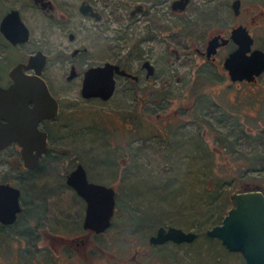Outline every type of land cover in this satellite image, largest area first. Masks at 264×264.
Masks as SVG:
<instances>
[{"label":"flooded vegetation","instance_id":"obj_1","mask_svg":"<svg viewBox=\"0 0 264 264\" xmlns=\"http://www.w3.org/2000/svg\"><path fill=\"white\" fill-rule=\"evenodd\" d=\"M8 14L11 16L5 21ZM249 39L252 42L247 56L257 49L264 52V0H0V87L15 86L19 94L23 90L32 92V97L23 98L29 100L23 121L28 123L24 134L29 139L25 142L33 148V155L46 149L34 169L25 167L20 141L0 150V155L13 152V163L31 174L29 181L39 182L40 192L57 198L68 195L82 204L77 228L57 217L55 226L48 229L51 232H45V237L69 243L59 253L61 257L68 258L67 253L73 257L78 250L76 240L119 238L125 233V215L119 209L120 181L102 180L85 167L90 182L115 190L111 224L104 231H95L85 226L87 199L69 184V175L81 163L76 161L70 169L52 177L50 172H40L44 165L52 166L70 156L67 140L84 127H93L97 135L92 139L94 150L108 153L122 164L116 167L113 180L120 178L119 172H126L132 158L140 155L147 159L151 154L159 155L166 164H182L188 159L192 164L211 163L214 157L208 143L212 123L220 129L234 126L220 121L223 101L229 100V96L225 98V83L227 89L235 88L240 94L234 96L239 97L240 109L242 105L264 109V72L252 80H234L226 66L236 50L248 46ZM107 64L118 67L111 72L115 85L112 94L109 98L85 97L86 73ZM207 68L215 70L214 74ZM105 75L108 78L111 74ZM45 86L49 93L41 92L48 95L41 102L35 90ZM254 92L261 97L248 103L241 101V97L248 98ZM44 110L46 117L41 116ZM263 117L256 122L264 121ZM92 122L98 126L89 125ZM104 131L106 135L100 141L98 134ZM203 149L208 152L199 157ZM183 151L187 152L185 156ZM5 179L10 180L4 178L0 183L9 182L22 191L17 220L6 225L0 222L4 230H14L23 225L27 213L23 205L26 191L21 184ZM255 189L264 191L260 187L235 191ZM233 206L231 201L216 225L223 223ZM40 225L36 223L35 227ZM153 234L148 237L151 253L164 244L193 243L152 244ZM227 250L245 260L241 252ZM92 252L96 251L86 250V264Z\"/></svg>","mask_w":264,"mask_h":264},{"label":"rangeland","instance_id":"obj_2","mask_svg":"<svg viewBox=\"0 0 264 264\" xmlns=\"http://www.w3.org/2000/svg\"><path fill=\"white\" fill-rule=\"evenodd\" d=\"M206 70L211 75L215 71L211 68ZM225 86V98L229 96V100L223 101L225 106L220 121L234 126L220 129L212 123L208 146L214 158L209 164L196 161L192 164L189 159L183 160L182 164H166L159 155L151 154L149 159L140 155L130 157L132 164L125 169L126 172H119L120 178L113 180L116 167L121 168L122 164L110 154L102 155L94 150L92 139L96 140L97 135L93 127H84L67 140L70 156L52 166L44 165L40 172H50L52 177L70 169L77 161L102 180L116 184L120 181L119 209L125 215V233L119 238L76 240L74 243L78 244V250L73 257L67 252L68 258L61 257L59 253L69 243L45 237V232H51L48 229L55 226L57 217L71 221L72 227L77 228L82 204L68 195L57 198L51 193L40 192L39 182L29 181L31 174H26L23 167L13 163V152L1 154L0 182L9 178L25 188L23 205L27 213L22 218L23 225L14 230L0 229V264H86L87 249L96 251L89 254L88 264H140L141 261L143 264H246L239 254L230 253L219 239L207 235L200 236L193 243L164 244L153 248L152 253L148 250V237L163 224L207 232L213 226L208 220L213 219L217 211L208 206L212 192L218 196L231 195V192L244 187L264 189V121L256 122L259 116L264 115V109L260 106L252 109L249 105L248 108L242 105L240 109L237 106L239 97L234 98L240 94L235 88L227 89L226 83ZM260 97L254 92L248 98L241 97V101L248 103ZM91 124L98 126L95 122ZM89 131H93L92 134ZM98 135L103 141L106 131ZM205 152L208 150L199 151V157L205 156ZM182 154L185 156L187 152ZM216 198H213L214 202ZM36 223L43 225L36 228ZM97 243L100 248L95 246ZM144 253L150 254L146 256ZM136 254L137 259L133 258Z\"/></svg>","mask_w":264,"mask_h":264},{"label":"water","instance_id":"obj_3","mask_svg":"<svg viewBox=\"0 0 264 264\" xmlns=\"http://www.w3.org/2000/svg\"><path fill=\"white\" fill-rule=\"evenodd\" d=\"M10 16L11 14H8L4 20L7 21ZM5 21H3L4 25ZM251 42L252 40L249 39L248 46L236 50L226 63L234 80L237 78L252 80L254 76L264 72L263 51L257 49L251 55H246ZM114 68L118 67L107 64L104 67L89 69L85 75L83 95L88 98L90 96L109 98L115 87L113 74L111 73ZM106 72L111 74L108 78L105 75ZM0 89V150L11 145L14 141H20L24 146L22 154L25 159V167L34 169L39 164V155L46 149L42 148L37 155H33V148L25 142L27 141L25 138L29 139L24 134L28 123L23 121L27 118L26 111L29 100H23V98L26 95L32 97V92L28 93L29 91L25 92L23 90L19 94V92H15V86H11L9 89L0 87ZM42 89L35 90V92H39L36 97L41 102H45L48 95L43 96L41 92L49 93V89L46 86ZM24 93L25 96H23ZM45 113L44 110L41 116L46 117L48 114ZM69 184L77 188L78 193L87 199L85 226L95 231L106 230L110 226V219L115 212L114 188L90 182L83 164H79L71 172ZM21 195L22 191L18 186H14L9 182L0 183V222L2 224H12L17 220L18 214L22 210ZM231 199L234 206L226 214L223 223L212 226L206 232V235L221 239L230 251L241 252L246 264H264V191L259 189L233 191ZM157 230V233L150 238L152 244H164L167 241L194 242L199 235L198 232L172 225L168 227L163 225Z\"/></svg>","mask_w":264,"mask_h":264},{"label":"trees","instance_id":"obj_4","mask_svg":"<svg viewBox=\"0 0 264 264\" xmlns=\"http://www.w3.org/2000/svg\"><path fill=\"white\" fill-rule=\"evenodd\" d=\"M5 180L10 181L8 179H5ZM212 195H213V197H212L210 203L208 204V206H209V208L211 210L213 209V210H215V211L217 210V211L213 215L214 218L213 219L212 218H209L208 222H209V224L211 223L214 226L223 217L222 215L225 212L226 207L230 204V202L232 200H231V195H228V194L227 195H219L218 194V196H217L215 193L212 192ZM214 197H217L216 200H215L216 202H214V200H213ZM208 206H206V207H208ZM0 229H1V231H3L4 230V227H0ZM198 233H199L198 238L200 236H202V235H204L205 237H207L206 236V232H203V233L202 232H198Z\"/></svg>","mask_w":264,"mask_h":264}]
</instances>
